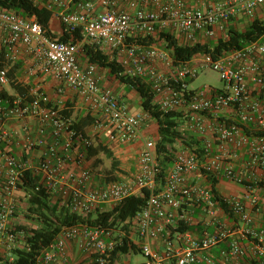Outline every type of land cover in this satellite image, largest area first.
Returning a JSON list of instances; mask_svg holds the SVG:
<instances>
[{
    "label": "built area",
    "instance_id": "2783aa9c",
    "mask_svg": "<svg viewBox=\"0 0 264 264\" xmlns=\"http://www.w3.org/2000/svg\"><path fill=\"white\" fill-rule=\"evenodd\" d=\"M48 1L49 10L53 5L65 8L59 14L60 22L66 31H80V43L108 49L119 58L122 74L143 79L160 110L174 112L177 129L190 132L200 141V147L187 146L175 153L172 168L161 182L155 144L144 140L139 169L131 183L113 181L92 189L91 172L83 166L91 138L71 130L72 120L39 90L25 96L6 93L1 97L0 93V146L5 145L0 149V241L8 250L16 245L17 233L9 223L17 209L16 195L22 189L24 172L31 170L39 177L37 187L46 188L61 205L82 217L101 204L113 207L147 190L144 206L132 218L142 240L140 253L147 258L142 264H162L165 260L172 264H264V36L242 49L201 53L184 63L175 61L164 40L142 42L153 33L164 32L181 44H203L217 33L225 34L238 14L252 17L256 8L264 7V0H221L200 6L187 0H98V5L97 0H72L71 8L61 0ZM22 47L33 54L34 69L51 75L81 97L94 118L91 126L95 131L106 128L108 140L122 144L142 138L145 117L131 114L111 90L99 86L95 65L83 66L78 61V44L56 41L35 19L1 8L0 87L9 86L8 71ZM206 68L219 74L223 87L189 88L198 72ZM247 76L256 85L255 90L248 88ZM27 119L38 122L36 133L27 132L23 140L25 150L41 149L34 165L10 153L9 133L4 128L9 122ZM24 130L28 131L26 126ZM243 150L246 158L236 170V151ZM195 171L204 178L203 184L188 182L189 174ZM208 178L217 182L225 179L242 188L239 195L219 194L231 217L221 209ZM187 201L209 216L214 229L201 237L187 230L177 231L175 246L166 238L167 229L190 222V213L181 210ZM252 211L262 212L261 226L255 227ZM218 213L225 217L223 221L216 218ZM110 236L111 232L100 225L63 227L40 252L36 264H65L66 243L70 240L77 241L93 264H109L110 252L119 244L105 240ZM157 238L167 242L162 253L154 252L148 244V240ZM220 244L226 248L216 258L212 250Z\"/></svg>",
    "mask_w": 264,
    "mask_h": 264
},
{
    "label": "trees",
    "instance_id": "16d2710c",
    "mask_svg": "<svg viewBox=\"0 0 264 264\" xmlns=\"http://www.w3.org/2000/svg\"><path fill=\"white\" fill-rule=\"evenodd\" d=\"M0 8L14 12L21 17L35 19L45 32L56 41L76 43L82 38L79 30L74 32L64 31L60 36L53 35L49 30L52 12L49 9L38 7L32 0H0ZM259 8L264 13V7L256 8L255 12ZM254 14L252 17H249L250 22H248L243 31L228 27L226 39L218 41L214 47L200 43L192 45L181 44L176 37L164 32L153 33L145 37L142 42L150 44L164 40L172 50V56L175 61L182 63L189 61L193 56L201 53L219 54L222 51H235L264 36V18H258ZM82 49L90 63L108 68L110 73L115 75L121 83L133 88L140 97L143 112L157 124L158 140L155 143L154 150L158 178L159 181L163 182L170 167L173 165L175 158V154H173L175 151L174 146L179 144L184 148L190 146L191 143H195L198 149L200 141L195 137L196 142L190 140L193 137L187 139L185 134L177 129V115L174 112H163L160 110L155 100L156 96L143 79L122 74L123 70L115 58L104 55L95 45L84 44ZM19 67L20 64L16 62L8 71L9 86L17 96H25L28 88L15 78V72ZM5 96L6 93H2L1 97ZM66 106L69 107L70 105L66 104ZM61 113L64 117L70 118L72 111L64 109ZM93 119L90 113H87L78 120L72 121L69 128L77 134H84V129L92 124ZM99 153H103L107 158H110L112 166L115 165L112 153L105 146L97 144L95 147L92 145L88 148V156ZM208 180L211 183L213 194L220 202L221 209L228 217H231V213L216 190L217 180L215 178H208ZM38 181L39 177L35 176L31 170L24 172L23 184L21 186L27 194V208L24 216L26 219H30L33 225L27 226L21 224L14 226L15 233H17L16 245L10 250L9 257L11 259H1V264H36L40 252L56 239L63 227L87 223L89 225H100L107 231L117 228L126 229L127 221L134 218L141 211L149 196L147 190H142L135 195L125 198L110 210L93 212L86 217H82L71 212L67 205H61L60 200L55 194L47 192L46 188L37 187ZM188 228L189 226L179 222L175 231H185ZM21 232L22 235H19L18 233ZM131 248L134 249V246L131 245ZM127 250L128 243L126 238L123 237L121 243L117 244L110 252L109 264L114 262L118 253H125Z\"/></svg>",
    "mask_w": 264,
    "mask_h": 264
},
{
    "label": "crops",
    "instance_id": "0c3cea01",
    "mask_svg": "<svg viewBox=\"0 0 264 264\" xmlns=\"http://www.w3.org/2000/svg\"><path fill=\"white\" fill-rule=\"evenodd\" d=\"M35 5L40 8L48 9V0H32ZM63 4L68 5L70 8L72 7V0H61ZM189 4L193 6H200L205 2H216L221 0H187ZM98 5V0L96 2ZM53 5V4H52ZM100 9V8H99ZM65 8L63 6L53 5L52 9V17L49 23V30L55 36H60L65 30L63 25L60 22L59 14L64 11ZM258 18H264V13L262 9H257L255 14ZM250 22L249 17L240 14L232 19L228 27L234 28L240 31H243L246 26ZM226 39V33H217L214 37L205 39L203 44H208L211 47H214L218 41ZM78 44V52L77 58L81 65L85 66L87 64H92L88 61L82 47L84 44L80 43V41L76 42ZM104 55L115 58L118 62L119 58L112 54L108 49L101 50ZM17 63L20 64V67L15 72V78L22 85H25L28 88L27 92H32L34 90H39L45 93L52 103V105L57 106L59 108L70 109L72 111L70 119L72 121L78 120L80 117L86 115L88 113L86 104L83 102L81 97L71 88L64 85V83L54 79L51 75H46L38 71L36 68L34 69V56L29 53L28 50L24 47L21 48V52ZM95 65V74L99 80V86L103 89L111 90L120 103L124 104L128 111L134 115H141L145 117L141 133L142 138L136 140L134 142L129 143H118L111 142L108 140V132L106 128H102L101 130L95 131L91 125L87 126L84 129V134L89 136L92 141V145L95 147L97 144H101L105 146L112 153L113 160L115 161V165L112 166V160L107 158L103 153H99L97 155H92L87 157V161L83 163V166L90 170L91 172V180L90 187L92 189L101 188L106 186L108 183L113 181L123 182V183H131L134 179V176L138 172L139 164L138 158L139 154L143 148V141L150 140L154 144L158 140L157 133V124L152 119L148 118L146 114L143 112L141 108V100L138 96L137 92L121 83L115 75L111 74L109 69L106 67H101L96 64ZM160 66V65H159ZM246 84L249 89L255 90L256 85L250 80L247 76ZM7 87V88H5ZM0 93L14 94L12 88L8 85L0 87ZM69 104L70 106H66ZM24 126L27 127L28 131L24 130ZM5 130L9 133L10 139V153L15 156L19 160L28 161L31 165L37 163L40 158L41 149H36L32 151H27L24 149V135L28 132L31 134H35L38 128V122L35 119H27L25 121H12L5 125ZM247 131H250L247 129ZM190 140L196 139L193 137ZM195 143H191L190 146ZM189 146V147H190ZM197 146V145H196ZM5 145L1 144L0 149H4ZM200 147V145H199ZM237 158L234 160V168L236 170L240 169V165L242 161L246 158L243 151H236ZM172 166L170 167V169ZM71 169L77 170L76 167L72 166ZM169 169V171H170ZM168 171V172H169ZM188 182L191 184H203L205 182L204 178L198 171H195L188 176ZM226 182V183H223ZM223 183L222 187L221 184ZM223 189V190H222ZM231 189V190H230ZM216 190L218 194L223 196H231V195H239L242 192V188L234 183L228 182L225 179H220L216 185ZM230 190V192H227ZM24 190L18 191L16 195V199L18 202L17 209L13 218H11L10 223L13 227L17 225H27L32 226L28 222L26 223L25 219L18 215V211L22 205V199L25 196ZM22 203V204H21ZM112 205L109 204H101L97 207L95 212H104L110 210ZM182 212H185L191 215V220L187 224L189 228L187 231L191 232L196 237H201L205 232H212L214 227L210 223L209 216L201 209L197 207H193L190 202H186L182 205ZM94 212V213H95ZM264 212V209H263ZM254 216V224L255 227H259L263 224L262 221V212L257 214L252 211ZM18 215V216H17ZM221 221L224 220V216L222 213H218L217 217ZM217 219V220H218ZM219 221V220H218ZM232 221V220H231ZM177 225L168 227V235L166 238L168 242L170 241L173 245H177L175 240V231ZM111 236L110 239L105 238L106 241L114 240L116 242L121 243L123 237L126 238L128 243V250L125 253H118L116 259L112 264H142L147 262V258L144 261L132 263L127 258L132 254L140 253V245L142 240L139 238L137 233V226L134 220L127 221V228H117L110 231ZM166 241L162 240V238L150 239L148 240V244L150 248L157 253H162L166 247ZM243 246H248L246 241H241ZM131 245L134 246V249L131 248ZM226 245L220 244L218 247L212 250V254L217 258L221 249H225ZM11 251L7 249L5 243L0 241V259H6L10 256ZM66 254H67V262L65 264H92V258L89 254L82 252L76 240H70L66 243ZM141 254V253H140ZM173 261L165 260L162 264H172Z\"/></svg>",
    "mask_w": 264,
    "mask_h": 264
},
{
    "label": "rangeland",
    "instance_id": "374dc122",
    "mask_svg": "<svg viewBox=\"0 0 264 264\" xmlns=\"http://www.w3.org/2000/svg\"><path fill=\"white\" fill-rule=\"evenodd\" d=\"M203 86H210V87L215 88V89H221L223 87V82L220 79V76L216 71H214L210 68H206L203 71H199L197 77L189 83V88H191V89L202 88ZM5 88H7V87H5ZM180 131L185 134L187 139H190L192 137V134L190 132L183 131V130H180ZM174 149H175V151L173 154L177 153L178 151L182 150L183 148L179 144H176L174 146ZM223 183H226V182H223ZM223 183L221 184V187H222ZM230 190H228L227 192H230ZM21 201L24 205H22L21 208L19 209L18 215L21 216L23 219H25L26 223L28 222L30 225H33L32 224L33 222L30 219H26V217L24 216L26 208H27V196H25V198H23ZM127 259L130 260V262H132V263L145 260V258L140 253L132 254Z\"/></svg>",
    "mask_w": 264,
    "mask_h": 264
}]
</instances>
